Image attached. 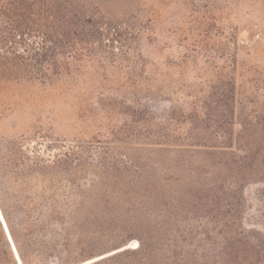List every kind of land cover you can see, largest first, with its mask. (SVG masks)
<instances>
[{
	"label": "rangeland",
	"instance_id": "obj_1",
	"mask_svg": "<svg viewBox=\"0 0 264 264\" xmlns=\"http://www.w3.org/2000/svg\"><path fill=\"white\" fill-rule=\"evenodd\" d=\"M102 4L94 53L0 82L23 264H264V0Z\"/></svg>",
	"mask_w": 264,
	"mask_h": 264
},
{
	"label": "trees",
	"instance_id": "obj_2",
	"mask_svg": "<svg viewBox=\"0 0 264 264\" xmlns=\"http://www.w3.org/2000/svg\"><path fill=\"white\" fill-rule=\"evenodd\" d=\"M102 1L0 0V82H46L94 53L120 30Z\"/></svg>",
	"mask_w": 264,
	"mask_h": 264
},
{
	"label": "bare ground",
	"instance_id": "obj_3",
	"mask_svg": "<svg viewBox=\"0 0 264 264\" xmlns=\"http://www.w3.org/2000/svg\"><path fill=\"white\" fill-rule=\"evenodd\" d=\"M0 222H1V224H2V226H3V229H4V231H5V233H6V236H7V234H9V236H10V239H11V241H12V245H11V247H12V250H13V253H14V256H15V259H16V261H17V263L18 264H23V261H22V259H21V257H20V254H19V252H18V249H17V247H16V245H15V242H14V240H13V237H12V235H11V232H10V229H9V226H8V224H7V221H6V219H5V216H4V214H3V211H2V209H1V207H0ZM7 238H8V236H7ZM8 240H9V238H8ZM10 242V241H9ZM10 244H11V242H10ZM89 264V263H88Z\"/></svg>",
	"mask_w": 264,
	"mask_h": 264
},
{
	"label": "water",
	"instance_id": "obj_4",
	"mask_svg": "<svg viewBox=\"0 0 264 264\" xmlns=\"http://www.w3.org/2000/svg\"><path fill=\"white\" fill-rule=\"evenodd\" d=\"M3 226H4V225H3ZM7 236H8V238H9V241L11 242V245H12V241H11V239H10L9 234H7ZM126 249H128V248H126ZM126 249L119 250V251H117L116 253L122 252V251H124V250H126ZM116 253H114V254H116ZM112 255H113V254H112ZM112 255H109V256H112ZM104 258H106V257H104ZM94 262H96V261H94ZM94 262H91V263H89V264H92V263H94Z\"/></svg>",
	"mask_w": 264,
	"mask_h": 264
}]
</instances>
